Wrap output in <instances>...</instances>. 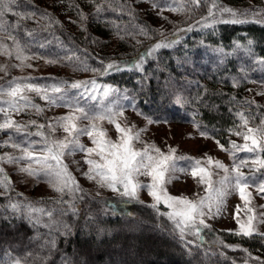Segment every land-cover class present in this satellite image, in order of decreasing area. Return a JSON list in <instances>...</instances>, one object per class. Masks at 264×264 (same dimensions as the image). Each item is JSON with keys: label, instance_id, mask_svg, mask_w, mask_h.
I'll return each instance as SVG.
<instances>
[{"label": "trees", "instance_id": "16d2710c", "mask_svg": "<svg viewBox=\"0 0 264 264\" xmlns=\"http://www.w3.org/2000/svg\"><path fill=\"white\" fill-rule=\"evenodd\" d=\"M216 2L217 22L211 27L203 26L212 24L211 18L199 20L201 14L207 15L211 4H201L197 19L188 20L178 30L163 35L154 33L148 39H144L140 29L145 28L150 34L152 27L123 0H17L12 11L5 16L9 19L8 24L20 31V40H28L27 47L49 55L50 48L45 50L39 41L40 37H49L55 42L62 41L80 48L90 65L100 62L104 68L115 63L120 70L111 69L102 77L131 90L144 113L166 114L165 118L172 121H179L176 117L194 120L201 129L224 142L228 132L235 129L241 110L242 113L248 110L253 116L260 114L259 107L240 94L239 85L252 77L264 79L261 65L264 63V8H247L246 0ZM97 5H104L105 10L94 12ZM60 6L64 11L57 13ZM222 9L247 15L234 17ZM29 10L43 15L44 21L19 19L15 15L16 12L27 14ZM186 12L189 13L188 9ZM54 13H57L56 18ZM125 13L130 16L119 26L126 34L142 35L138 43H134L132 37L116 39L112 36L110 23L117 14ZM76 14L81 17L79 26L72 22V16ZM67 16L71 20L65 22L63 19ZM235 18L249 22H223ZM16 19L20 22L18 27L14 25ZM190 26L191 31L188 30ZM159 41L171 42V47L145 55ZM212 47L230 53L216 55L213 54L216 51L209 52L214 49ZM142 55L144 63L142 68H137L135 65L140 63ZM137 78L143 81L141 90L136 89ZM177 95L187 102L176 104ZM8 200V196L0 195V263L20 259L25 264H77L74 260L76 254L86 258L88 264H204L200 253L210 252L211 246L221 250V256L233 264L253 260L243 249L226 250L219 243L221 240L217 239L215 229L204 228L199 234L201 238H188L194 243L187 246L169 230L164 220H160L152 207L123 198L109 202L91 198L75 200V214L71 211L64 215L59 211L54 213L60 229L52 232L55 248L43 245L42 249L34 246L26 249L32 231L24 222L22 213L14 212ZM65 206L68 205L59 207V203L56 204L57 209H67ZM48 222V217H42L41 227L47 235L49 229L43 224ZM63 225L69 226L70 233L62 234L65 232ZM232 241L237 240L230 243ZM257 248L264 251V247ZM245 258H251V261Z\"/></svg>", "mask_w": 264, "mask_h": 264}, {"label": "snow or ice", "instance_id": "6c2138e0", "mask_svg": "<svg viewBox=\"0 0 264 264\" xmlns=\"http://www.w3.org/2000/svg\"><path fill=\"white\" fill-rule=\"evenodd\" d=\"M17 0H0V31H7V22L4 17L12 11V5H15ZM184 4L199 7L201 4H211L207 9V15L202 17L203 20L212 19V24H204V27H211L217 22L216 0H181L180 6L170 8L169 11L182 13L185 11ZM109 7L111 4L109 3ZM105 10L104 5H97V13ZM115 11V8L112 9ZM222 12H229L232 16H246L247 13H237L232 9H222ZM15 15L20 19L33 18L35 13H20ZM225 23H247L246 19L235 18ZM199 23V22H198ZM19 24L16 25L18 27ZM191 31V26L188 28ZM141 33L147 35V29L141 28ZM31 35V33H28ZM8 39L13 41V48L10 50L7 44L0 43V54L5 56L15 55L16 59L21 61L20 64L14 67H32L31 64L25 65V61L35 59L24 54V49L20 46L19 41L15 36L9 35ZM251 44V41H249ZM43 47V45H41ZM171 47V42H157L145 55H152L156 50L161 48ZM66 60H79V57L68 56ZM140 63L136 64L137 68H142L144 56L140 58ZM49 64L57 63L56 60L46 61ZM81 67L85 70L87 66L81 62ZM111 69L120 70L115 63L107 64L103 70L91 69L93 72L101 71V74L107 75ZM0 71L7 72V65H0ZM27 79V78H25ZM66 82L60 81L58 84L48 86H40L34 83L12 82L7 90L0 88V100L7 107H0V131L12 129L16 132H25L28 125L37 127L35 133H28L29 136L40 137L38 141H27V147L21 144H13L12 147L18 148L21 155L0 156V163H19L26 161V165L21 167L19 171L32 177H43L47 180L49 186L57 193L59 199L57 203L67 204V209H46L44 207H36L31 202L11 203L9 206L14 212H21L24 219H27L33 227L41 225L42 217H48L49 222L44 223L43 227L49 229V237L45 242V246L55 248L56 240L52 237V232H59L57 221L54 219V213L59 211L64 215L66 211L76 213L74 201L82 199L77 197V193L82 189L75 176L69 170L68 164L65 163V156L74 155L76 152L85 153L84 161L88 165L87 171L82 174L89 180H93L101 187H106L114 192H118L121 196L130 199H138V192L142 188L148 190V195L152 198L151 207L159 210V205L163 204L168 209L167 212L161 213L167 215L172 221L173 230L178 231L181 238L186 233H191L199 237V234L204 228H208L206 218L219 214L221 208L226 202V198L230 195V190L239 193L240 199L244 202V208L236 205L235 219L238 225L237 235L251 237L253 234L264 235L258 233L257 223H264V218L257 220L255 211L249 205L251 204V193H246L248 184L245 174L241 171L242 167L251 166L255 171L264 170V120L256 127H249V121L243 113H238L241 124L237 129L233 130V134L242 137L244 143L237 144L231 141V155L235 157L236 152H245L252 154L254 158L240 159L239 163H234L231 169L225 166L220 160H213L208 156L206 159H195L191 157H176L175 149L169 148L165 153L154 145H147L142 149L135 147L136 142L141 141V132L144 129L134 130V126H122L119 122V117L123 116V111H116L113 106H110L109 98L118 89L112 88L110 85L98 84L95 79L87 81H76L65 87ZM77 90L75 94L70 95V90ZM81 89H83L81 91ZM28 93H34L40 99L46 101L52 106L67 107L69 111L57 116L54 122L47 125L37 124L36 121L30 120L27 124L17 122L12 114H20L26 112L29 108L35 110L36 114H42L44 109L33 102V98ZM264 95V93H260ZM7 97V99H4ZM95 101L98 103H89ZM83 102V106H81ZM183 97L177 95L175 98L176 104L185 103ZM99 105V106H98ZM88 121L87 124H82L81 121ZM109 125H114L118 136L113 140L108 135V130L103 127V122ZM152 123L151 120L148 121ZM198 126V125H197ZM47 127L48 131L44 129ZM62 130L64 136L58 138L57 130ZM203 135V133H202ZM86 136L92 144V147H86L81 142V137ZM219 143V142H217ZM222 150L223 145H220ZM177 159L187 160L191 168V176L196 179L198 185L205 186V195L196 198H188L185 196H173L169 193L167 185L174 179H178L176 172H184L186 169L177 168ZM207 165L208 167H206ZM214 166L215 169L222 170L224 175L217 180H213L214 173L210 170ZM145 176L150 178V182L142 184L138 177ZM11 187V181L7 177L3 167H0V188L4 189L0 195H7ZM258 192L264 193V184L259 185ZM67 194L72 197L71 200L65 201L63 196ZM245 211L246 220L240 219L241 211ZM264 216V214H262ZM65 232L70 233V228L63 225ZM191 243V242H189ZM12 264H25L20 259H16Z\"/></svg>", "mask_w": 264, "mask_h": 264}, {"label": "rangeland", "instance_id": "374dc122", "mask_svg": "<svg viewBox=\"0 0 264 264\" xmlns=\"http://www.w3.org/2000/svg\"><path fill=\"white\" fill-rule=\"evenodd\" d=\"M123 1L130 6L134 13L137 12V16L143 18L148 23V25L152 27V32L145 35L144 39L152 38L154 36V33L163 35L168 32L178 30L179 28L187 24L188 20L191 21L197 19L198 15L201 13L198 7L189 4H184L185 11L182 13L169 11L170 8L179 7L181 0ZM246 2L248 5L247 8H264V0H246ZM188 5L189 7L187 8ZM187 9L189 13L186 12ZM62 10L64 11V8L63 6H60L57 10V13ZM29 11V13H35L34 11ZM94 12H96V10ZM56 14H53L55 18ZM129 16L130 15H128V13L120 15L117 14V18H114V21L112 20V22L110 23V25L113 27V31H111L112 36L116 39H128L132 37V41H134V43H138L141 40L142 35H129V33L126 34L125 31L119 26V23L123 20L128 19ZM203 16H205V14H201L199 20H201ZM72 18V22H75L77 26H79V19H81V17H78L76 14L73 15ZM30 19L34 20L35 22L39 20L44 21L43 15L37 14V12L35 13V16ZM4 20L7 22L8 27L7 31H0V43L7 44L11 50L14 47L13 41L8 39L7 37L9 35L15 36L19 41L20 46L24 49V54L29 57L34 56L36 58L29 59L24 62L25 65L31 64L32 67H14V65H18L21 63V61L16 59L14 54L12 56H5L0 54V65H7V72L0 71V88L7 90L10 86H12L13 81L34 83L40 86L58 84L60 81H64L66 82L64 86L67 87L72 82L95 79L98 84L110 85L112 86V88L118 89L117 92L112 94L109 100L111 101L110 106H113L116 111H123L124 115L119 117V122L121 123V125L134 126V130L144 129V131L141 132V141L135 143V147L137 149H142L145 144H147L154 145L165 153L168 152L169 148H173L175 149L176 157H191L204 160L208 156H210L213 158V160H220L229 169H231L234 163H239V160L242 158H254L252 154L245 152H236L235 157L231 155V152L234 151L232 149L231 141H235L237 144L244 143L242 137L233 134V130L228 132V134L225 136V141L222 142L216 137L212 136L209 132H206L205 130L197 126L198 124L194 120H182L181 118L176 117L179 121H172L165 118L166 114H146L138 105V99H136V96L132 94L131 90H129L128 88L117 86L110 79L102 77V63L95 62L94 66L90 65L88 62L86 63L87 59L85 56L87 55H85L83 52H80V48L63 43L62 41L60 43L55 42L53 38L40 37L39 41L40 44L44 46V49L46 50L47 48H50L48 50L50 52L49 55L43 53L40 54V52L35 51L33 48L27 47L29 45L28 40H20L18 35L20 31H17L15 27L14 29L8 24L9 19L6 16L4 17ZM63 20L66 22L70 21L71 18L69 19V16H67V18ZM17 24L20 25V22L16 19L14 25L16 26ZM24 30L31 31V29L29 28H25ZM116 39H113L112 41H116ZM47 44H49L50 46ZM206 46L211 47L210 44H207ZM240 47L242 48V45H240ZM212 48L214 49H211V51L209 52L216 51L213 53L216 55L220 52L222 54L230 53L222 49L220 50L217 47ZM244 52H246V50ZM68 56L79 57V60L74 59L72 61H68L65 59V57ZM48 60H56L58 62L49 64L46 62ZM81 62H83L87 66L88 70H85L84 67L80 66ZM263 64L261 65L264 67ZM91 69H98L101 71L93 72ZM142 83L143 81H138L137 78L136 89L141 90L143 86ZM239 87H241V89L239 90L240 94L259 107L260 114L257 116L250 115L248 110L246 113H243L245 118H247L249 121L248 126L256 127L262 120H264V95L260 94L264 93V79L255 80L252 77L242 82ZM82 90L83 89H81V91ZM76 91L77 90L74 89L70 90V95L75 94ZM28 95L32 97L33 102L42 107L44 111L42 114L38 115L36 114L34 109L29 108L26 112L20 114L13 113V118L21 124H27L28 121L34 120L37 122V124L47 125L50 122H54L57 116L64 115L69 111L67 107L49 105L46 101L40 99L34 93H28ZM4 99H7V97H4ZM89 103L91 104L98 102L89 101ZM81 106H83V102H81ZM0 107H7V105L4 104L2 100H0ZM241 111L243 112V110ZM2 118V114H0V120H2ZM149 120H151L152 123H149ZM81 123L87 124L88 121L84 120L81 121ZM240 124L241 120L239 117L235 129H237L238 125ZM103 127L108 130V135L113 140L117 139L118 134L115 131L114 125H109L105 121L103 122ZM37 130L38 129L36 126L28 125L25 132L18 133L12 129L0 131V156L6 154L16 157L20 156V150L18 148L12 147V145L21 144L23 147H27L28 140H40V137L28 135V133H35ZM44 131H48L47 127H45ZM56 136L58 138H62L64 136V133L62 132V130L58 129L56 132ZM80 139L86 147H92L91 141L86 136H82ZM220 145H223L224 149L226 150H222ZM84 156L85 153L82 152H76L74 155L65 156V163L68 164L69 170L75 176L82 189L81 192H78L76 194L77 197L97 199L101 201L106 199L108 200L107 202L112 201V199L123 198L124 200H130L132 202L135 201L144 203L151 207L153 200L148 195V190L146 188L140 189V191L138 192V199H130L121 196L118 192H114L109 188L101 187L95 181L89 180L85 176H83L82 173L84 171H87L88 168V165L84 161ZM26 163V161H20L19 163H0V167H3L7 177L11 181V187L8 190V194L5 195L8 196V201H10L11 203H19L21 205H23V203L31 202L35 204L36 207L57 209L56 204L60 194L55 192L49 186L45 178L28 176L25 173L19 171V169L21 167H24ZM176 166L178 169L183 168L186 169V171H178L175 173L178 179H174L170 184L167 185L169 193L173 196H185L192 199L196 198L197 195H205V186L198 185L196 179H193V177L191 176V168L189 162L187 160L177 159ZM205 166L208 167L207 165ZM210 170L214 173L212 177L213 180H217L224 175L222 170L215 169L214 166H212ZM241 171L245 174L246 182L248 184L246 193H251V204L249 206L254 209L257 220H260L264 218V216H262V214H264V193L258 192V187L259 185L264 184V170L255 171L253 167L247 166L242 167ZM138 179L142 184H147L150 182V178L145 176H140L138 177ZM3 191L4 189L0 188V192ZM63 198L65 201H69L72 199V197L67 194H65ZM62 205L63 204H59V207H62ZM236 205H240L241 209L244 208V202L240 199L239 193L230 190V195L227 196L226 202L221 208L219 214L206 218V223L209 225L207 229L216 230L217 233L214 232L213 234H217V239L219 241L221 240V242L219 243H221L226 250L243 249L244 252L247 253V255L253 257L252 261L251 258H245L246 260L249 259L251 263H247L248 261H243L245 263L240 264H264V251H259L257 248L260 246L263 249L264 235L253 234V236L251 237H245L236 234V231L238 229V225L234 216ZM65 208H68V206H65ZM153 209L156 213H158L160 220H164L166 222L169 230L180 237L178 231L173 230L172 221L168 219L167 215L161 214L168 211L166 206L161 204L159 205V210L155 208ZM247 215L249 214H246V212L242 210L240 213V219L246 220ZM23 220L32 231L31 235L28 238V242L25 245L26 249L30 248L31 246L42 249L43 245H45V242L49 239V236L45 232H43V228L41 227L42 225L33 227V225L27 219L23 218ZM256 226L258 229V233H264V223H257ZM194 236L196 235L186 233L183 238H180L183 239L184 243L187 246L191 247L193 246L192 243L194 242L188 238L191 237V239H193ZM199 238L201 237L199 236ZM235 239L237 241H232V243H230L231 240ZM209 249L210 252L204 251L205 253H203L202 251V253H200L199 257L202 263L233 264V262L226 260V257H222L220 254L222 251L216 249L215 246H211ZM74 257V260L77 262V264H88V260L86 258L78 256L76 254L74 255ZM113 263H115V261H113ZM0 264L12 263L6 262Z\"/></svg>", "mask_w": 264, "mask_h": 264}]
</instances>
